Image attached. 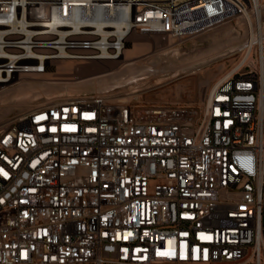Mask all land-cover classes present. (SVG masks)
<instances>
[{"label":"built area","instance_id":"2783aa9c","mask_svg":"<svg viewBox=\"0 0 264 264\" xmlns=\"http://www.w3.org/2000/svg\"><path fill=\"white\" fill-rule=\"evenodd\" d=\"M264 0H0V96L134 36L181 44ZM48 14L27 26L29 5ZM54 15L66 28L53 23ZM39 57H43L42 59ZM0 264H264V50L244 43L201 106L59 97L0 129Z\"/></svg>","mask_w":264,"mask_h":264},{"label":"bare ground","instance_id":"6f19581e","mask_svg":"<svg viewBox=\"0 0 264 264\" xmlns=\"http://www.w3.org/2000/svg\"><path fill=\"white\" fill-rule=\"evenodd\" d=\"M48 7H49V5L46 3H32L29 5L30 9H29V12L27 15V26L30 30L35 31L34 32L35 35L46 33V32H37L39 30V28L37 27V20L48 14ZM241 19H243L245 22V27L243 28L244 38L246 39L245 43H248V42L251 43L254 48L256 47V45L261 44V46L264 50V3L261 2L255 11H253L252 13H249L245 18H241ZM57 21H59V20H57L56 16L54 15L53 23H50L48 25L47 24L41 25L40 27L50 26L52 28L57 27V29H60V28L64 29L69 24L68 20H64V21H62V23H57ZM224 25H221V26H224ZM221 26H219V27H221ZM219 27H217V28H219ZM213 30H215V29H213ZM231 30H232V28H228V29H226V31H221V30L214 31V33L205 35L200 40H206V41H210V42L215 41V43H218V39L220 38V36L222 34L230 33ZM44 37L47 40L52 41V43L58 44V47H55V48H57L58 51H50V57H48V58H50V60H49L50 64H49L48 68H46L44 70V72H41V70H39V69H32V71H34V73L24 75L22 78L23 81L17 87H15L14 89H12V90H10V91H8L5 94L0 96V104H2L3 102H5L7 100H10V99L18 100L19 103L23 104V106L27 105L29 103H32L34 98L30 97L29 93L34 91L36 89V87H38V86H36L38 84H41V86H43L42 93L46 96L50 95L54 90H64V91H67V92H70L73 94V92H75L76 88H81V87H85V86H89V85L93 86L95 88V90L99 91L98 93H100V94L106 90H115L114 89L115 87H123L124 88V87H127L129 85L134 84L140 78H142L143 76H145L147 74H153V73L156 74V73H161V72L165 71L166 67L165 68L163 67L162 69L159 67L161 63H163L165 60H168L169 64L172 65V63H174V59L181 56L178 53H175V54H173V56L171 58L166 59V58H163L160 55H158V53H156L155 51H153L152 45L150 43L137 42L136 41V42H133L132 44H130L128 46L127 50L125 51V57L121 62H119L120 65L118 67L116 66V68L108 69L106 71H101L99 73L92 74L90 76H86V77L79 79V80L77 79V81L76 80H74V81H61L62 79L55 77V75H57V74L59 75L60 72L62 73L63 71H66V72L68 70L71 71V69H73V67H74L72 62L62 60V46H61V44H62V31L58 30V31L52 32L48 35H45ZM237 39H238V37H237ZM234 41L236 42L237 40L235 39ZM232 43H233V41H232ZM242 45H239L236 47H230L229 49L228 48L224 49V48H226V46H225L223 48L224 50L222 49L223 52H221L220 48H219L218 53H216V51H218V50H214L215 53H211V51H210L211 54L208 53L210 56V59H216L217 63H218L216 65L215 69L222 72L223 66H224V61L227 58L233 57V59H231V62L234 63L235 56L240 53V49H241ZM231 46H232V44H231ZM213 49H216V48H213ZM205 55H206V53L204 54V56L198 55L199 57L194 63H190L188 65L187 64L182 65V66H179L176 68L173 67V65H172V66H170V68L176 70L177 73L180 71H188V72H190L191 75H195V74H197V72L198 73L200 72V71L196 70L198 68V66H201L210 60V59L206 58L207 55L206 56ZM39 58L42 59L43 57H39ZM146 60L150 61V65H146ZM185 60H186V58H185ZM193 60H189V58H188L189 62L193 61ZM93 64L94 65L99 64V62H95ZM213 70L214 69H211V70L207 71V73L201 74L202 76L207 75V78L205 80L200 81L201 86L202 85H208L209 80L213 79V77L215 76ZM225 74H226V72L224 74H222L221 76H219L217 78V80L215 81V83L217 81L221 80L223 78V75H225ZM59 77H61V76H59ZM28 78H30V79H28ZM31 78L42 79V82L40 83V82L31 81ZM190 84H191V82H186V83H183L180 85L178 84V85H176V90H178V91H188L189 90L190 91L193 88V87L190 88ZM132 88H134V87L132 86ZM207 88H208V86H207ZM209 88H210V86H209ZM205 91L203 89H200V91H199V98L201 101L204 98V92ZM34 101L37 103L40 102V104H38V105H43L46 103L45 102V103L41 104V98H36ZM47 101H49V98L47 99ZM21 115H23V114H20V116Z\"/></svg>","mask_w":264,"mask_h":264},{"label":"rangeland","instance_id":"374dc122","mask_svg":"<svg viewBox=\"0 0 264 264\" xmlns=\"http://www.w3.org/2000/svg\"><path fill=\"white\" fill-rule=\"evenodd\" d=\"M244 27H245L244 20L239 18L228 24H225L224 26L215 28V30H211L195 39L189 40L181 44H173V45L162 44L161 42L158 41L157 38L152 39L149 36H145V35L134 36V42L137 41V42L150 43L152 45V50L158 53V55H160L161 57L166 59L171 58L173 54L178 53L182 57L181 56L177 57L176 59H174V63H172L173 67L176 68L182 65H186V64L188 65L190 63H194L199 56L202 55L204 56L205 53L206 55L208 53L209 54L215 53L214 50H218L219 48L220 51L223 52L224 49L227 48L229 49L230 47H236L242 45L246 41V39L244 38V30H243ZM228 28H232L231 32L227 34H222L218 39V43H215V41L210 42L206 40H200L205 35L214 33V31H218V30L226 31V29ZM235 39L237 40L236 42L234 41ZM225 46L226 48H224ZM218 52L219 50L216 51V53ZM209 54L207 56L205 55L206 58L208 59H210ZM185 58L187 61L185 60ZM188 58L189 60H193V59L194 60L189 62ZM231 59H233V57L227 58L224 61L222 72L215 69L216 65L218 64L217 60L210 59L207 63L198 66L196 70L200 72L199 73L197 72V74H195L196 76L191 75L190 72L188 71H180L177 73L176 70L170 68V66L172 65L169 64L168 60H165L159 66L161 69L163 67L164 68L166 67L165 71L156 74L155 73L147 74L132 85H129L124 88L115 87L114 88L115 90H106L103 91L102 93L111 94L115 97L126 99L127 101L130 100L133 103L139 105L179 103L186 105L201 106L203 104L204 98L202 101L199 98L200 89H203L204 91L206 90L204 92V96H205V93L207 92V90H209V86L211 87L215 83L217 78L222 74H224L229 69L230 64L232 63ZM119 65L120 64H117L115 62H105L104 64L102 63L95 65L92 64L90 66H85L83 68L73 67V69H71L72 72L70 70H68L69 72L63 71L62 73L60 72L59 75L58 74L55 75V77L62 79L61 81H74V80L77 81V79L79 80L86 76L99 73L101 71H106L108 69L116 68V66L118 67ZM146 65H150V61L146 60ZM211 69H214L213 72L215 76L213 77V79L209 80L210 83L208 82V85L201 86L200 81L205 80L207 78V75L202 76L201 74L207 73V71ZM31 81L41 83L42 79L31 78ZM186 82H191L190 88L193 87L192 90L190 91L176 90V85L178 84L180 85ZM36 86L38 87H36V89L34 90L35 92L32 91L29 93L30 97L34 98L32 101L33 104L29 103L23 106V104L19 103L18 100L16 99H10L0 104V129L14 123L20 117V114H24L25 112H27L31 106L34 107V105L37 106L38 104H40V102L37 103L34 101L36 98H41V104H42L47 102L48 98L49 100H51L59 97L92 96V95L100 94L98 93L99 91L95 90L93 86L89 85L81 88H76L73 94L64 90H54L50 95L46 96L42 93L43 86H41V84H38ZM132 86L134 88H132Z\"/></svg>","mask_w":264,"mask_h":264}]
</instances>
